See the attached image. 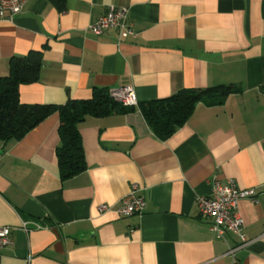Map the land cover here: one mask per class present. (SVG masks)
<instances>
[{
    "label": "crops",
    "instance_id": "crops-1",
    "mask_svg": "<svg viewBox=\"0 0 264 264\" xmlns=\"http://www.w3.org/2000/svg\"><path fill=\"white\" fill-rule=\"evenodd\" d=\"M111 7L127 11L135 38L87 33ZM35 52L41 66L19 87L23 105L59 107L125 87L138 103L219 85L240 91L221 106L198 104L166 141L137 109L87 117L86 167L67 180L56 111L19 141L0 140V227L11 229L0 264H264V0H66L63 14L27 0L0 20V77L12 58ZM229 181L257 193V203H238L251 243L234 260L226 253L237 235H211L195 204ZM133 186L144 212L119 218L114 208Z\"/></svg>",
    "mask_w": 264,
    "mask_h": 264
},
{
    "label": "trees",
    "instance_id": "trees-1",
    "mask_svg": "<svg viewBox=\"0 0 264 264\" xmlns=\"http://www.w3.org/2000/svg\"><path fill=\"white\" fill-rule=\"evenodd\" d=\"M59 14L66 11V0H46ZM40 53L9 61L8 75L0 77V140L16 142L55 111L59 116L60 146L56 151L62 180L81 174L86 167L79 126L87 117L103 118L110 114H127L137 109L153 134L161 141L169 139L184 126L198 104L221 106L225 99L239 93L234 85H219L205 89L179 91L165 99L123 107L113 102L107 91L94 93L90 100L68 101L65 105H23L19 102L20 86L37 81L41 66ZM264 92V87L261 88Z\"/></svg>",
    "mask_w": 264,
    "mask_h": 264
},
{
    "label": "built area",
    "instance_id": "built-area-1",
    "mask_svg": "<svg viewBox=\"0 0 264 264\" xmlns=\"http://www.w3.org/2000/svg\"><path fill=\"white\" fill-rule=\"evenodd\" d=\"M26 2L27 0H0V20L12 21L23 11ZM111 30L116 32L118 42L136 37L128 23L127 11L113 7L109 8L103 16L92 22L86 29L87 33L93 36H101ZM108 96L123 107L138 105L137 96L132 87L110 91ZM256 198L255 189H239L232 181L224 185L214 183L209 196L195 198L197 213L207 221L208 231L211 235L218 239H225L229 234L237 235L238 243L234 247L229 246L226 253L232 260L235 258L236 251L251 243L241 234L243 221L238 212V203L246 199L255 204L257 203ZM144 209L145 199L137 187L133 186L131 191L119 200L114 208V213L119 218H129L134 215L141 216ZM108 210L110 207L105 205L98 207V211L101 213ZM20 227L23 232H30L27 222H21ZM10 233V228L0 227V249L11 245ZM261 238L264 239V232H262Z\"/></svg>",
    "mask_w": 264,
    "mask_h": 264
},
{
    "label": "rangeland",
    "instance_id": "rangeland-1",
    "mask_svg": "<svg viewBox=\"0 0 264 264\" xmlns=\"http://www.w3.org/2000/svg\"><path fill=\"white\" fill-rule=\"evenodd\" d=\"M111 100H112V99H111ZM112 101L118 104V102H116V101H114V100H112Z\"/></svg>",
    "mask_w": 264,
    "mask_h": 264
}]
</instances>
